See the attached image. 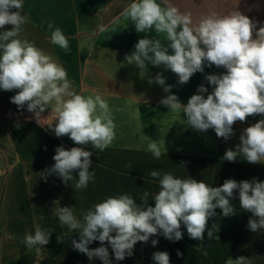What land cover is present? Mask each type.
<instances>
[{
    "label": "clouds",
    "instance_id": "clouds-1",
    "mask_svg": "<svg viewBox=\"0 0 264 264\" xmlns=\"http://www.w3.org/2000/svg\"><path fill=\"white\" fill-rule=\"evenodd\" d=\"M164 2L167 4V0ZM23 8V0H0V29L11 26L0 31V89L14 91L10 102L18 109L26 107L39 124L41 114L53 98L67 97L56 109V123L50 128L56 137L67 136L75 146L57 147L55 163L41 177L46 180L48 175L55 174L67 184L73 180V173L78 172L75 188L86 189L95 176L90 171L93 151L87 146L104 151L116 137L112 109L100 94L83 96L71 90L66 70L33 42L20 38L23 26L28 23ZM124 15L134 22L137 33L153 27L157 33H166L167 45L160 39L140 38L134 51L125 56L129 64L140 70L141 76L148 64L163 66L183 85L195 73H203L206 66L225 70L206 75L212 91L208 92L201 84L186 104L171 93L172 86H166L162 74L149 78L150 84L155 82L169 93L160 105L182 110L191 129L197 132L211 129L217 138L227 141L234 135L233 126L237 122L244 123L250 116H264V27L257 31L256 24L240 12L211 14L193 26L190 14L170 5L162 8L157 0H132ZM48 28H53L51 22ZM50 41L66 54L70 51L69 40L59 27L51 32ZM85 43H80L81 49ZM139 114V107H135L133 117L138 120ZM161 145L166 150L164 141L158 144L152 140L148 145V151L157 160L162 156ZM238 158L250 164L264 163V119L244 128L239 143L223 156L228 162ZM150 175L159 178L160 190L152 197L154 206L149 205V193L144 192L140 203L128 194L107 197L83 213L82 219L74 214V207L56 208L54 214L61 225L78 232V241L74 238L71 241L73 249L90 261L99 259L102 264H112L108 246L115 260L122 261L133 255L137 242L147 243L150 237L162 235L172 242L181 240L182 225L193 240L203 241L205 231L208 240L219 239L212 230L215 224L208 228V221L216 216V209L225 217L235 215L231 201L237 195L239 208L251 213L248 228L252 232L264 230V181L258 178L239 182L226 179L220 186H209L203 180L182 179L170 172L161 174L152 170ZM51 233L37 225L34 234L26 233L22 243L29 249L43 247L49 243ZM94 241L101 246L89 248ZM151 244L155 247L158 240L152 239ZM177 256H182L179 250ZM152 260L154 264H170V255L167 251H156ZM225 264H250V260L244 256L229 257Z\"/></svg>",
    "mask_w": 264,
    "mask_h": 264
},
{
    "label": "crops",
    "instance_id": "crops-1",
    "mask_svg": "<svg viewBox=\"0 0 264 264\" xmlns=\"http://www.w3.org/2000/svg\"><path fill=\"white\" fill-rule=\"evenodd\" d=\"M132 0H23V12L27 25L33 30V42L44 53L58 62L67 72L71 90L89 96L100 94L112 109L116 125V137L104 151L92 149L94 180L86 189L77 190L73 180L65 184L51 174L47 179L42 172L55 163L53 156L59 146L70 149L75 146L67 137H56L53 131L34 122V114L27 108L18 109L10 102L14 91L0 89V264H96L93 260L73 249L72 239H79L78 232L62 226L54 214L58 207H74V214L82 219L83 213L95 203L107 197L119 195L111 187L132 186L138 191H150L156 178L150 172L156 170L157 159L148 151L152 140L161 145L163 159H158L164 169L204 168L203 163L218 165L225 151L234 149L244 128L253 121L264 119L256 115L246 122H237L234 135L227 141L217 138L215 132H197L189 127L182 110H169L160 105L169 93L157 83H149L157 73L171 85V93L184 104L197 94L198 86L204 84L208 92L212 87L205 79L209 74H221L225 70L216 66L205 67L195 73L186 84H179L178 77L163 66L148 64L140 70L125 60L134 51L140 38L160 39L167 45L166 33L155 28L137 33L134 22L124 15ZM162 8L176 7L183 14H190L192 25L201 18L240 12L256 24V30L264 27V0H157ZM53 28H48V23ZM59 27L69 40L70 51L50 41L51 32ZM10 25L3 30H9ZM28 29V28H27ZM103 29V30H101ZM179 31V29H178ZM85 41L83 49L80 43ZM91 45V47H89ZM207 93H205V96ZM53 98L41 116H51L56 121V109L63 100ZM139 107V119L133 117V109ZM2 147V148H1ZM2 149V150H1ZM189 160L190 167L187 164ZM179 163L173 167L171 163ZM183 163V164H182ZM229 163V162H228ZM168 164V165H166ZM200 164V165H199ZM210 167V166H209ZM264 169V163L250 164L242 158L231 162V169ZM137 196V197H134ZM140 193H132L136 201ZM52 232L47 245L27 248L22 240L26 233L34 234L35 226ZM58 238V239H57ZM37 247L40 248L37 251ZM91 248V244L89 245ZM264 264V262L262 263Z\"/></svg>",
    "mask_w": 264,
    "mask_h": 264
},
{
    "label": "rangeland",
    "instance_id": "rangeland-1",
    "mask_svg": "<svg viewBox=\"0 0 264 264\" xmlns=\"http://www.w3.org/2000/svg\"><path fill=\"white\" fill-rule=\"evenodd\" d=\"M23 33L24 36L31 37L33 35L32 27L25 24L21 33V39H24ZM256 122L253 121L252 124ZM160 159H163V155ZM187 161V164L184 165L190 167L192 164H190L189 160ZM156 165V170H159L161 174L170 172L175 177L182 179L192 177L197 180H203L209 186H220L226 179H235L239 182L241 180L258 178L260 181H264V169H231V162L219 163L218 165L213 164V167L210 163L205 162L202 164L204 168L197 169H164L162 168L164 164L158 160ZM170 165L176 167L177 165L179 166V163L173 162ZM111 188L113 193L117 192L118 194H128L131 196L132 193H140L138 196L140 198L144 192H148L147 189L145 191H142V189L138 191V187L132 186L118 187V191L116 187ZM159 190V178H156L155 190L154 187H150V191L148 192L149 205L154 206L152 197ZM134 197L137 196L134 195ZM231 202L236 209L235 215L225 217L221 214L220 209H216V216L210 218L208 221V228H211L213 223L215 224L212 230L214 235L218 236L219 239L208 240L207 231H205V239L203 241L193 240L188 236L186 228L182 225L183 238L181 240L172 242L165 239L162 235L150 237L147 243L137 242L134 246L133 255L126 257L122 261L115 260L110 246L105 242V246L109 247L112 264H154L152 254L156 251H167L170 255V264H225V261L229 257L236 259L239 256L248 258L250 264H262L264 262V230L252 232L248 228V220L251 217V213L239 208L238 195ZM137 203H140V200ZM152 239L158 240V244L155 247L151 244ZM99 246H101L99 241H94L91 244V248ZM177 250L182 253V256H177ZM203 251H206L207 255H204ZM93 263L102 264L99 259H94Z\"/></svg>",
    "mask_w": 264,
    "mask_h": 264
},
{
    "label": "built area",
    "instance_id": "built-area-1",
    "mask_svg": "<svg viewBox=\"0 0 264 264\" xmlns=\"http://www.w3.org/2000/svg\"><path fill=\"white\" fill-rule=\"evenodd\" d=\"M34 122L38 125H40L41 127L48 129L50 131H53L50 127L54 126L56 121L53 119V117L45 115V116H41L40 117V124L37 122V120L34 117Z\"/></svg>",
    "mask_w": 264,
    "mask_h": 264
}]
</instances>
